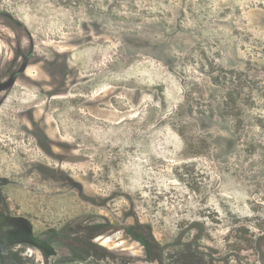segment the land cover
Here are the masks:
<instances>
[{
    "label": "rangeland",
    "instance_id": "1",
    "mask_svg": "<svg viewBox=\"0 0 264 264\" xmlns=\"http://www.w3.org/2000/svg\"><path fill=\"white\" fill-rule=\"evenodd\" d=\"M79 217L100 264H264V0H0V227L43 264L20 221Z\"/></svg>",
    "mask_w": 264,
    "mask_h": 264
},
{
    "label": "flooded vegetation",
    "instance_id": "2",
    "mask_svg": "<svg viewBox=\"0 0 264 264\" xmlns=\"http://www.w3.org/2000/svg\"><path fill=\"white\" fill-rule=\"evenodd\" d=\"M88 203H92L93 206L97 207H101V204L98 201H86ZM26 221V220H24ZM27 222V221H26ZM70 224V229L72 231H75L77 233H79L80 235H82V237H84L85 239L82 240V242L85 244L83 246V251H85L86 254V258L83 259H79V257H75L72 255L71 253V247H65V248H59V246H57L56 244H50V247H46L43 248L42 246H40L39 243H37L34 238L37 237L38 239L42 238L43 236H49V235H53L56 234L57 231L62 228L63 226H66ZM28 225L30 226V228H19L20 231H17L18 228H16L14 230L13 233H11V238L13 239V246L16 247L17 244L18 245H23L24 247H29L32 248L35 251L40 252V254L42 255V259H43V264H100V256H99V245L95 244V238L96 235L97 236H101L104 235V232L101 230H97V231H91L92 233L88 232V224L86 223L85 225L82 224L81 222V218H74L72 220L67 221L66 223H64L62 226L58 227V228H52L49 229L46 233L41 234V235H36L34 234V232L32 231V227L31 225L28 223ZM0 231L2 232L8 246L10 248H12L9 244V242L7 241V238L5 237V234L3 233L1 227H0ZM71 231V232H72ZM29 235L31 234L32 237L30 239L27 240V238L22 239L20 236L26 234ZM29 233V234H28ZM43 239V238H42ZM21 252V251H20ZM14 255L17 259V263L16 264H35V259L34 258H24V256H22V254H15Z\"/></svg>",
    "mask_w": 264,
    "mask_h": 264
},
{
    "label": "trees",
    "instance_id": "3",
    "mask_svg": "<svg viewBox=\"0 0 264 264\" xmlns=\"http://www.w3.org/2000/svg\"><path fill=\"white\" fill-rule=\"evenodd\" d=\"M21 224L20 227L23 228H30V226L28 225V222L24 221V220H21L20 221ZM18 225V227H19ZM70 224L66 225V226H63L62 228H60L56 234H53V235H49V236H43L42 238L38 239L37 237L34 238V240L40 244V246H42L43 248H46V247H50L51 245L50 244H56L57 246H59V248H67V247H71L72 251V255L75 256V257H79V259H83V258H86V254H85V251H83V246L85 245L82 240H84L85 238L82 237V235H80L79 233L75 231H72L70 229ZM24 229V228H23ZM72 231V232H71ZM126 233L135 241H138L140 243H142L143 245L146 246L147 248V251L151 252V246H150V243L149 241L147 240V242H145V240L139 236H137L135 234V228L134 227H129L127 228L126 230ZM13 233V232H12ZM25 235V234H24ZM27 235V233H26ZM32 237L31 234H29L27 236V240L30 239ZM145 239L146 236H145ZM149 245V246H148ZM150 247V249H149ZM10 248V247H9ZM11 252H12V256H13V260H14V263L16 264L17 263V259L14 255V252L13 250L10 248ZM152 253V252H151Z\"/></svg>",
    "mask_w": 264,
    "mask_h": 264
},
{
    "label": "water",
    "instance_id": "4",
    "mask_svg": "<svg viewBox=\"0 0 264 264\" xmlns=\"http://www.w3.org/2000/svg\"><path fill=\"white\" fill-rule=\"evenodd\" d=\"M0 264H15L12 252L0 231Z\"/></svg>",
    "mask_w": 264,
    "mask_h": 264
}]
</instances>
